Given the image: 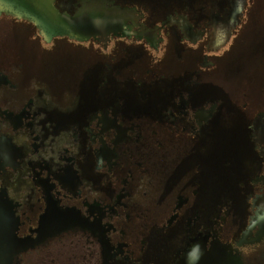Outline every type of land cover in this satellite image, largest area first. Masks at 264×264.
I'll use <instances>...</instances> for the list:
<instances>
[{
  "label": "flooded vegetation",
  "instance_id": "af4514ba",
  "mask_svg": "<svg viewBox=\"0 0 264 264\" xmlns=\"http://www.w3.org/2000/svg\"><path fill=\"white\" fill-rule=\"evenodd\" d=\"M53 5L0 0V264H264V0Z\"/></svg>",
  "mask_w": 264,
  "mask_h": 264
},
{
  "label": "water",
  "instance_id": "95a60500",
  "mask_svg": "<svg viewBox=\"0 0 264 264\" xmlns=\"http://www.w3.org/2000/svg\"><path fill=\"white\" fill-rule=\"evenodd\" d=\"M0 10L2 9L0 8ZM44 10L48 12L45 17L42 16ZM59 17L58 11L54 8L53 0H30V21L34 22L44 33L51 31L54 35L64 34L62 26L59 25ZM1 234L3 237L8 236V229L1 227Z\"/></svg>",
  "mask_w": 264,
  "mask_h": 264
}]
</instances>
